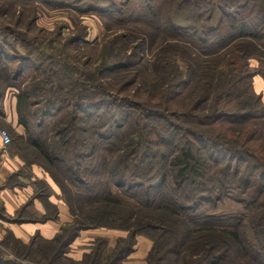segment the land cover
<instances>
[{"label": "trees", "instance_id": "16d2710c", "mask_svg": "<svg viewBox=\"0 0 264 264\" xmlns=\"http://www.w3.org/2000/svg\"><path fill=\"white\" fill-rule=\"evenodd\" d=\"M17 1L94 15L105 34L93 67L13 33L29 49L15 62L0 42L13 146L35 151L72 217L52 239L0 241V264H61L100 228L127 237L72 264H124L138 236L144 264H264V0Z\"/></svg>", "mask_w": 264, "mask_h": 264}, {"label": "rangeland", "instance_id": "374dc122", "mask_svg": "<svg viewBox=\"0 0 264 264\" xmlns=\"http://www.w3.org/2000/svg\"><path fill=\"white\" fill-rule=\"evenodd\" d=\"M64 1L69 2L66 6L76 5L78 7L80 5V0ZM13 33L21 36L22 40L29 44L33 45L37 42L43 49L46 48V52L58 54L64 59L67 58L66 52H69L70 58L77 57L81 64L89 63L88 65L93 67L94 61L97 62L99 59L101 49L99 43L104 37L105 30L98 17L94 15L85 14L81 17L70 9L56 10L38 2L22 4L17 0H0V42L6 40L10 44L12 50L8 47L5 49L7 57L17 62L18 58L23 60L27 56L26 52H29V49L26 51L21 49L22 47L20 48L19 43H16L12 37ZM75 37H82L85 43L76 44L74 48L67 51L64 46ZM95 42L99 46L95 47ZM79 48L80 50H74ZM235 64L237 67L242 66V62L239 60H235ZM250 64L254 67L257 66L256 61H251ZM15 96L16 91L6 90L0 103L2 104L0 112L4 114L3 118L0 117V132L6 131L11 139L10 146L2 147L0 145V195L3 192H8V194L15 195L18 202L16 210L7 213L5 205L0 200V241L4 240L9 243L12 242L13 237L18 239L12 230L20 228V226L29 224L39 229H44V225L55 226L57 232L54 235L52 233L53 238L62 227L72 221L58 187L44 171L39 156L23 140L17 141L15 147L13 146L15 138L23 135V131L6 123L5 120V114L8 115L13 103L16 104ZM262 98L264 101V95ZM12 161L16 167L10 169L9 164ZM6 163L7 166H5ZM126 233L109 228L81 231L78 238L69 245L61 264L79 262L83 254L89 252L95 238L109 241L106 250V253L109 254L117 239L127 237ZM37 234L47 239L41 235L40 231H29L22 241L28 242ZM151 247V240L144 236H138L133 251L124 264H144ZM7 253L10 254V251L8 250ZM226 262L225 260L224 264Z\"/></svg>", "mask_w": 264, "mask_h": 264}, {"label": "crops", "instance_id": "0c3cea01", "mask_svg": "<svg viewBox=\"0 0 264 264\" xmlns=\"http://www.w3.org/2000/svg\"><path fill=\"white\" fill-rule=\"evenodd\" d=\"M253 87H254L255 93L259 94L263 97V95H264L263 94L264 93V78L261 76H256L253 80ZM5 120H6V123H10L12 126H16L18 128V130L22 131L21 127H19L17 125V115H16V109H15V103H13L12 106L10 107L8 115L5 114ZM0 145H1V141H0ZM9 165H10L9 166L10 169L11 168L13 169L14 167H16V164L13 161L10 162ZM5 166H7V163L5 164ZM0 200L5 205L4 208H5V211L7 213L14 212L16 210L18 202H17L15 195L10 194V193L8 194V192H3L0 195ZM48 227L46 225H44V229H39V228H35L34 225L27 224V225L20 226V228L18 227L17 229H14L12 231L14 232V235L16 238L23 240V241H24L23 238L29 233V231H32V232L40 231L41 235L43 237H46L47 239H51L52 233L54 235V233L57 232V228L55 226H53V227L48 226ZM42 232H43V234H42ZM145 252L147 253L148 251H145ZM146 253H145V255H146ZM145 255L143 256V258L145 257ZM143 258H141V259H143Z\"/></svg>", "mask_w": 264, "mask_h": 264}, {"label": "built area", "instance_id": "2783aa9c", "mask_svg": "<svg viewBox=\"0 0 264 264\" xmlns=\"http://www.w3.org/2000/svg\"><path fill=\"white\" fill-rule=\"evenodd\" d=\"M0 141H1L2 147H8L11 145L10 136L6 131L0 132Z\"/></svg>", "mask_w": 264, "mask_h": 264}]
</instances>
